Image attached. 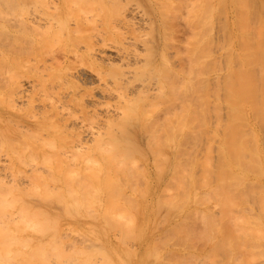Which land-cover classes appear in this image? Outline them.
Returning a JSON list of instances; mask_svg holds the SVG:
<instances>
[{
  "label": "bare ground",
  "instance_id": "6f19581e",
  "mask_svg": "<svg viewBox=\"0 0 264 264\" xmlns=\"http://www.w3.org/2000/svg\"><path fill=\"white\" fill-rule=\"evenodd\" d=\"M16 1L23 4V10H26L25 13L19 14L22 17H18L13 12L6 15L0 14V32L4 30L5 35L9 34L14 38L4 39L6 41L0 48V66L4 64L9 67L11 65V68L17 67L15 69L8 67V69L6 66L7 70L0 68V72L8 71V74L14 71L11 75L0 74V121L8 120L6 113L12 109L22 108L20 105L23 103H19L25 102L29 103L28 108H32L29 109L28 115L34 117L35 122L32 127L21 129L19 136H13L9 132L10 126L5 127L0 122V175L5 165H8L2 163L5 156L11 155V162L12 158L14 161L18 160L13 162V165L9 163L11 167L13 166L14 172L29 171V168L24 167L27 163L31 166L32 173H37L39 179H44L47 176L40 172V163L35 161L34 164L30 161L40 157L52 159V156L59 157L69 152L77 154V152H88V149L90 151L93 149L101 155V161L99 165H96L104 177L105 184L109 185L115 178L116 187L119 190L118 196L113 202L111 201V206L115 204L122 208L123 216H129V221L124 223L127 233L132 237L140 236L139 242L135 245H127L124 240L115 244L110 240L114 246L106 248L109 259L119 264H177L176 257L173 258V255L175 250L177 253L178 247L169 242V239L176 238L188 243L189 247V251L185 253V258L181 259L180 264L184 263L187 256L190 258L184 264H193L194 255L203 257L205 262L203 264H264V150L261 147L264 139V1L258 4L262 7V11L257 12L259 9L256 8L257 10L253 12L249 0H240L242 6L247 9L245 17L249 23L244 25L246 30L240 29V33L234 24L231 30L232 36L228 39L229 66L224 88L227 91L228 98L225 97V99L227 98L229 112L227 118H223L220 112L219 114L216 112V115L220 116L214 129L218 131L220 138L218 163L213 161L216 158L214 153H211L214 151L213 144L205 146L204 154L202 156L198 154L197 159L193 158L197 149H184L185 132L193 127L190 116L196 115L200 121L199 126L204 130L205 125H208L207 114L211 109L203 104L199 109L194 108L189 100L185 102L187 104L183 111L174 107V109L169 108V104L173 106V103L180 101L177 98L173 99L172 103L167 102L169 93L179 96L180 93L177 90L188 89L194 81L183 82L187 72L176 70L168 60V70L179 77L178 81L173 80L162 69L164 67L152 60L151 56L156 57V51H150L151 55L147 56L146 62L140 64L143 53L135 44L134 33L139 27L136 20L123 17L120 21L121 15H119L110 22L107 30L97 31L104 45L110 43L108 47L103 46L98 49L102 61L119 58L126 63L127 67L110 61V67L105 70L106 72L97 74L101 89L98 94H94L92 90L85 88L77 77L81 78V75L83 78L93 77L92 70L87 64L96 61L93 58V50L96 49L94 42L97 41L94 38L96 33H85L84 19L63 18L68 7L59 5L57 0H14V3ZM211 1L213 2L211 7L214 10L224 5L232 23H237L241 19L235 5L237 0ZM39 2L43 8L42 13L35 11ZM68 3L67 0L69 6ZM253 15H256L259 18L258 23H261L259 32L252 30ZM201 16H204V13H201ZM119 21L127 30L122 29ZM57 23L62 24L61 31L68 34L70 38L77 32L83 33L82 42L74 45V48H66L67 50L61 54L54 53L49 57L51 62L44 59L45 66L54 69L53 73L57 68H61V72L55 75L52 73V77L45 80L39 77L38 73H31L32 71L23 68L29 61L39 59V47L35 42L30 41V38L36 32L53 31ZM249 30L255 31L252 33L253 37ZM197 34L200 36L193 40L196 44L194 43L195 46L191 52L192 58L190 56L194 62L191 63V67L194 64L199 65L204 49L201 32ZM254 34H257L256 38L257 36L260 38L256 39ZM28 37L29 39H26ZM109 38L113 39L112 42ZM114 41L120 43H114ZM82 43L86 45L85 49L80 46ZM108 49L112 52L109 53ZM238 58L242 63L240 67L235 64ZM258 67H260L259 70ZM10 69L13 71L9 72ZM155 70L160 73L161 81L152 79ZM258 71L260 73H257ZM191 73L194 72L191 71ZM33 76L35 77L32 78ZM191 77L199 80L200 87L203 78L198 74H193ZM39 82L43 84L42 88L56 93L52 92L54 94L52 100L45 109H36L31 100L26 102L27 91H29L27 84L35 87ZM155 88H157L155 98L145 94ZM108 97L118 99L119 118L104 116L102 103ZM201 99L205 103L208 97L201 94ZM164 101L169 103L168 106L163 104ZM90 105H94V108L90 109ZM215 108L219 110L217 105ZM157 111L163 112V116L156 115V113L159 114ZM88 120H91V123L98 122L99 128L90 130L87 126ZM116 123L121 125V132L126 138L114 136L117 135L114 127ZM23 125L24 123H18L15 131ZM248 129H251L250 132ZM138 130L150 133L148 148L154 155L155 171L151 168L140 169L138 161L141 160L134 158V155L130 153L138 152L142 157L146 155V150L135 139ZM85 134L94 137L97 145H88L89 139ZM107 134H113L112 138L103 140ZM57 138L66 144H56L52 139ZM68 138H71V141L67 140ZM33 141L42 142L36 145ZM200 143V140L196 142L197 145ZM189 154L192 159L187 157ZM89 158L86 159L83 156V159L71 165V168L81 170L83 167L90 170ZM53 162L56 164H51L50 172L48 171L51 174L66 168L67 162L62 158ZM199 163L202 169L200 168L198 173L196 168ZM69 170L71 169L68 168ZM71 172L81 173L73 169ZM14 174L13 179L8 182L14 188H20L18 186L22 183V177L15 178ZM141 177L146 178V189L141 188L139 182ZM202 187L205 190H202L203 192L200 190ZM100 201L106 203L109 199L101 197ZM145 202L154 214L161 207H166V213L157 219L142 217L141 208ZM211 204L214 205V209L211 208ZM218 206L219 212L215 209ZM52 210L53 207L48 206L39 209L46 222L51 219ZM193 216L196 220H202L198 222L204 225L203 229L197 230L195 220H189ZM27 218L28 215L24 221H27L28 225L35 224ZM21 220L12 211L7 214L5 224L0 222L8 234L13 233L14 240L4 244L5 250L9 253L15 249L12 246L14 243H21L22 247L45 245L42 243L43 237L28 235L15 239L17 230L21 229L18 227L19 224L21 226L19 222ZM68 228L69 226L63 232L64 227L60 226L52 237H46L54 240L57 254L61 255L63 251L70 254L85 252L86 258H92L93 250L87 246L88 244L82 246L76 240L67 242L68 238L70 239ZM201 242L202 245H199L198 243ZM26 256L27 250L21 248L15 256L6 258L3 264L10 261L11 264L15 261L20 263V259L24 260ZM18 257L19 261L16 259ZM86 258L75 256L72 260L75 264H88ZM78 259L80 260L77 261ZM21 263L23 264L22 261ZM57 264H71V261L63 260Z\"/></svg>",
  "mask_w": 264,
  "mask_h": 264
},
{
  "label": "rangeland",
  "instance_id": "374dc122",
  "mask_svg": "<svg viewBox=\"0 0 264 264\" xmlns=\"http://www.w3.org/2000/svg\"><path fill=\"white\" fill-rule=\"evenodd\" d=\"M10 1H13V3H10ZM57 1L59 5L65 6L66 8L68 7V11L67 13H64L63 18L84 19L83 26L84 28H86L85 33H96V36H94V38L97 40L94 42L96 49L93 50V58H95L96 61L87 64L88 68L92 70V72H90L93 73V77L91 76L83 78V75H81V78L77 77L79 82L85 88H89V90H92V93H99L101 89V83L97 77V74L100 72L105 73V70L110 67V61H114V63L117 62L118 64L115 63L117 65L122 64L123 67H127L126 63H124L119 58H113L110 60L107 59L106 61H102L101 53H98V49L100 47H108L110 43L104 45L103 39L101 38V36L97 35V31L100 29L107 30V26L110 24V22L119 15H121L120 21L123 17H129L138 22L137 25L139 27L134 34L136 36L135 44L143 53L142 61L140 64L146 62L147 56L151 55L150 51H156L157 55L156 57L151 56L152 60L164 67L162 69L166 71L173 80L178 81L179 77L168 70V60L170 65L176 70H183L182 72L185 71L191 74L190 75L185 73V78L183 79V82H187L189 80L194 81L190 84L188 89L177 90V92L180 93L179 96H177L176 94L174 96V93L172 92H170L168 95L167 102L172 103L173 99L179 98L180 103L176 101L172 106L171 104L165 102V100L163 104H166V106H168L169 104V108L171 109L174 107L175 109H179V111H183L185 108V104H187L185 102L189 100L194 108L199 109L203 104L206 105L205 107L211 109L207 114L208 125H205L204 130H202L199 126L200 121L196 117V115L193 114L190 116L194 128L192 127L193 129H188L185 132V144H183V146L185 150L186 148L193 150L197 149L196 153L193 151L196 154L193 158L197 159L198 154L199 156H202L204 154V149L206 150L205 146L213 144L212 150L214 148V151L211 153H214V156L216 157L213 161H216V163H218L217 158L220 157V150H218L220 147V138L218 131H215L214 129L216 128L219 117L222 116L223 118H227L229 112L228 102L226 101V99L228 98L226 96L227 91H225L224 88L227 82L226 78L228 75L229 66L227 57L228 39L232 36L231 30L233 29L234 24L236 25V28H238V32L240 33V29H245L244 25L246 23H249L245 17L247 9L242 6L241 1L237 0L235 3L237 7V14L241 18L237 23H232L230 21L228 17L229 13L226 12L224 5H220L219 9L216 8L214 10L211 7L213 3L211 0H68L69 6L67 5V0ZM249 1L251 7L253 8L252 11L254 12L255 10H257L256 8H258L259 10H257V12H260L262 7H259L258 4H260V2L264 0ZM40 3L41 2H39L37 7L35 8V11L38 13L43 12V8L41 7ZM22 5L23 4L17 3V1L14 3V0H0V14L4 13L6 15V13L13 12V14L16 13L18 17H22L19 14L26 12V10H23L24 8ZM60 11L61 9L59 10V12ZM253 12L251 13L254 14ZM201 13H204V16H201ZM253 16L254 21L251 20V23H253V26H255L256 24H259V18H257L256 15ZM60 20L63 22L61 18ZM120 21L119 25H121L122 29L127 30V28ZM255 22L257 23L255 24ZM61 25V23H57L54 27V30L52 29L53 31L48 32L47 30H44L43 32H36L33 37L30 38V41L35 42L39 47V59H33L29 61L27 66L23 69L30 70L32 71L31 73L36 72L38 73L39 77L45 78V80H48V78L52 77L51 74L53 73L54 69H50L45 66L44 59H46L48 62H51V59L49 57L54 53L57 52L61 54L62 52H65L67 50L66 48H74V45L82 42L81 35L83 33L77 32L70 38L68 34L61 31ZM260 25L261 23L259 24V26H251L252 30L254 29L256 32H259V30L261 29ZM114 31H116V28H114ZM255 31L250 32L249 30L252 37V33H254ZM199 32H201V37H203L204 45V49L200 57L202 59L199 65L194 64V66L191 67V63L193 62V60L191 59V52L193 51V48L196 44L195 42H193V40L199 38L200 34H197ZM5 34L6 32H4V30L3 32H0V48L3 47L2 44L6 41L4 39H14L9 34L8 36ZM256 35L254 34L255 38ZM258 37L259 36H257V38ZM26 39H29V37ZM112 40L113 39L109 38L110 42H112ZM114 43L119 44L120 42L114 41ZM80 46L82 47V49L86 48V45L84 43H82V45ZM179 49H181V51ZM111 52L112 51H109V53ZM164 52L166 53L164 54ZM163 54L166 56H164ZM240 60L241 59L237 60L235 63L238 67H240L242 64ZM6 66L7 68L9 67V65L4 66V64H2L0 68H5V70H7ZM9 68H11V65ZM259 68L260 67H258V70ZM11 69L9 72L13 71ZM59 71L61 72V68H57L52 75L58 74ZM191 71H193L194 73H191ZM11 73L8 74V71L5 73L4 71L0 72V74L2 75H11ZM257 73L260 72L258 71ZM193 74H198L201 78H203V80H201L202 84H200L201 88L198 86L199 80L197 78L192 79L191 76ZM38 75L35 76L38 77ZM159 75L160 73L155 70L152 79L154 81L157 79L161 81L162 79H160ZM35 76H33L32 78H34ZM37 77L35 78L36 81L39 78ZM39 83L37 84L39 86L34 85L35 87H33L32 84H27L29 88V91H27V93L29 96L27 95L28 98L26 99V102H29V100H31L33 102V106H35L36 109H45V106H48V104L52 100L53 95L56 93L52 89V91H49L42 88L43 84L41 82ZM192 86L194 87L192 88ZM199 90L203 92H198ZM52 92H54V94ZM156 92L157 88L152 89L150 93L145 94H149L151 98H155ZM201 94L208 97V100H206L205 103L202 102L203 100L201 99ZM183 97L186 98L183 99ZM225 97L227 98L225 99ZM21 103H23L24 106H20H22V108L25 107L26 109H22L21 107H19V109H12L9 113H6L9 121H0L5 127L10 126L9 132L13 136H19V133H21V129L32 127L33 123L35 122V118L28 115L29 109H32L28 108L29 103L20 102L19 104ZM102 104V110L106 118H119L120 115L119 111L117 110V106L119 103L117 98L108 97L103 101ZM216 105L218 106L219 110H217L216 108L214 109ZM90 106V109L94 108V105ZM157 112H159V114L156 113V115L163 116V112ZM216 112L218 114L220 112L221 115L218 117L216 115ZM16 123L17 125L18 123H24V125L21 126L19 130L15 131V128L17 127ZM98 125V122L91 123V120L87 121V126L90 130L98 129ZM114 127L115 131L117 132V135L114 136H121L126 138V136H123L121 132L120 124L116 123ZM149 135L150 133L148 131L143 130H138L135 134V139L138 144L144 150H146V155L144 157H142L138 152L130 153L134 155V158L141 160L138 161L140 169L145 168L146 170L151 168L153 171L154 155L148 148ZM85 136L89 139V141L87 142L88 145H97L95 143L96 141L94 140V137L88 136L87 134H85ZM112 136L113 134H107L105 136V139L103 140H108L112 138ZM52 140L56 144H66L59 138ZM67 140L71 141V138H68ZM198 140L201 141L199 145L196 144ZM33 142L38 145L42 141ZM261 147L264 150V139L261 142ZM83 156H85L86 159L90 157L88 159V162L91 165V169L86 170L82 166L81 170L80 168H71V165L81 161L83 159ZM10 157L11 155H9V157L5 156L3 158V161L7 160V162L2 161V163L9 165V163L11 162ZM59 157L66 160V168L63 170H56L55 172H52L53 174L49 173L51 164L55 165L56 163L53 161L61 159ZM59 157L52 156V159L51 157H40L39 159L30 161L31 163L34 162V164L35 161H38L40 163V172L47 176L44 179H39V174L32 173L31 166H29V164L27 163L25 164L26 166L24 165V167L27 169L29 168V171L14 172L12 168L13 166L11 167V165L14 164L13 162H17L18 160L16 159V161H14L13 158L12 162L10 163L11 165H5V168L2 169L3 172L0 175V218L3 219H1L0 222L5 224L7 214L11 213L12 211L15 212L19 220L23 219V221H19L21 223V226L19 224L18 227H20L21 229L17 230L18 233L16 234L15 239H19L28 235L32 237H43L42 243H44L45 245L22 247L21 243H14L12 246L15 249L9 253V251L5 250L4 244L6 242L14 240L13 233L8 234L6 229L2 225H0V264L5 263L4 260L6 258L15 256L21 248L27 250L26 259H20V263L22 261L23 264H57L58 262L63 260H70L71 264H75V262L72 260L73 257L80 256V258L85 259V252L70 254L67 251H63L61 255L57 254V249L54 248V240H50L46 237H52L58 230L57 228H59L60 226L64 227L63 232L66 231V227L69 226V228L67 229L69 230L68 233L70 237V239L67 237L69 240H67L68 243L72 240H76V242L78 244H81L82 246L84 244H88L87 246H89L93 250L92 258H86L87 262H89L88 264H119L117 261L109 259L107 256L106 248L114 246L110 243V240L115 244L124 240L127 245H135L139 242L140 236L132 237L127 233V230L124 227V223L129 221V216H123L122 208L116 206L115 204L111 206L114 198L119 194V190L116 187L115 178L111 180V183L109 185L105 184L104 177L96 165H99L101 161V155L97 151H93V149L92 151L88 149V152H77V154H75L74 152H69V154H65ZM187 157L190 158L192 156L189 154V156ZM188 158L187 161L189 160ZM189 162L191 163V161ZM8 167H10L11 169ZM68 168H70L71 170L68 171ZM200 168L201 164L199 163L196 168L197 172L198 170H200ZM72 169L75 171H80L81 173H73L71 172ZM155 170L156 168L154 169V171ZM13 174L14 176H16L15 178L22 177V183L18 186L20 188H14L11 183L8 182L9 180L13 179ZM75 174L81 175L77 176ZM139 182L142 186L141 188L146 189V178H139ZM200 190L201 192H203L202 190H204V188L202 187L200 188ZM132 195L134 196V194ZM101 197H107L109 199V202L101 203ZM212 205L213 204H211L210 206L212 209H214V205ZM46 206L53 207L52 217L50 220H48V222L45 221V218L39 212L40 208H45ZM215 209H218V212L220 210L219 206L215 207ZM141 210L143 212L141 213L142 217L155 219L162 217L166 213V207H161L160 210L154 214L153 211H151V208H148V204L146 202L144 203ZM27 215V220H32V222L35 223L34 225L30 226L26 223L27 221H24ZM189 220H195L197 230L204 228V225L202 223H199L202 220H196L195 216L191 217ZM160 225L162 224L160 223ZM160 228L162 229V227ZM106 240L108 241L106 242ZM46 241L49 242L45 243ZM169 242L178 247V251L176 253L175 250L173 258L176 257L177 264H180L181 259L185 258V253L189 251L188 243H186L185 241L182 242V240L176 238L169 239ZM198 244L202 245V242ZM163 245L164 243L162 244V246ZM189 258L190 256H187L184 263ZM16 259H18L19 261V257ZM79 260L80 259H78L77 261ZM10 262H7L6 264H11ZM15 263L18 264L19 262L17 263V261H15ZM15 263L12 262V264ZM203 263H205L203 257H201L200 255H194L193 264Z\"/></svg>",
  "mask_w": 264,
  "mask_h": 264
}]
</instances>
